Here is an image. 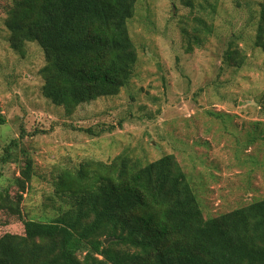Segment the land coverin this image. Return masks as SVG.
I'll list each match as a JSON object with an SVG mask.
<instances>
[{"label":"rangeland","instance_id":"374dc122","mask_svg":"<svg viewBox=\"0 0 264 264\" xmlns=\"http://www.w3.org/2000/svg\"><path fill=\"white\" fill-rule=\"evenodd\" d=\"M186 1L138 0L128 22L138 54L130 83L69 115L41 92V47L28 42L23 56L11 47L5 19L12 0H0V156L8 159L0 192L16 197L15 178L31 159L23 218L50 221L67 208L55 192L63 169L122 153L142 163L174 154L205 218L264 199V48L254 43L264 0H212L215 9ZM200 16L211 34L188 51L183 29ZM231 47L245 56L241 66L224 62ZM22 229L19 218L0 211V237Z\"/></svg>","mask_w":264,"mask_h":264},{"label":"trees","instance_id":"16d2710c","mask_svg":"<svg viewBox=\"0 0 264 264\" xmlns=\"http://www.w3.org/2000/svg\"><path fill=\"white\" fill-rule=\"evenodd\" d=\"M203 1L214 8L212 0ZM137 2L12 0L5 19L9 42L22 56L28 42L41 47V92L70 115L130 83L138 54L128 22ZM186 4L193 7L195 0ZM195 21L183 29L188 51L211 34L203 16ZM254 43L264 48V2ZM242 54L231 47L224 62L241 66ZM7 161L0 156V165ZM32 177L29 159L15 178L16 197L0 192V211L23 223L21 233L0 237V264H264V199L205 218L174 154L142 163L122 153L63 169L55 192L68 206L50 221L23 218V192Z\"/></svg>","mask_w":264,"mask_h":264},{"label":"water","instance_id":"95a60500","mask_svg":"<svg viewBox=\"0 0 264 264\" xmlns=\"http://www.w3.org/2000/svg\"><path fill=\"white\" fill-rule=\"evenodd\" d=\"M109 241V239L105 240V242L107 243Z\"/></svg>","mask_w":264,"mask_h":264}]
</instances>
